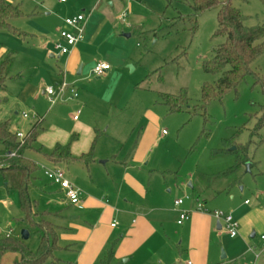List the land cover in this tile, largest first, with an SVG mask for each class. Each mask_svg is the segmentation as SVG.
I'll list each match as a JSON object with an SVG mask.
<instances>
[{
  "label": "crops",
  "instance_id": "crops-1",
  "mask_svg": "<svg viewBox=\"0 0 264 264\" xmlns=\"http://www.w3.org/2000/svg\"><path fill=\"white\" fill-rule=\"evenodd\" d=\"M62 1L55 6L56 0H31V17L39 20L42 16L46 21L25 30L18 24L24 16L14 19L11 24L18 33L9 31L13 35L0 42V56L7 50L15 55L5 88L0 89V121L9 122L12 134L19 131L24 135L38 123L33 149L26 150L24 158L38 165L34 173H42L40 166L63 170L82 192L79 204L71 205L62 189L46 179L51 190L40 188V194L44 204L54 210L38 213L33 200L31 214L38 213L34 217L40 215L54 226L59 247L55 251L64 254L53 253L57 263L49 260L46 264H99L110 249V264H185L187 260L193 264H264V256L255 257L259 236L264 233V185L259 184L249 199L237 195L244 187L241 180L234 181L236 177L226 185L214 186L215 182L206 189L193 173L185 181L164 180V170L150 164L161 137L156 136L158 117L147 108L131 146L122 150L135 125L114 117L126 107L119 95L131 81L127 67L132 66L131 72L136 69L128 43H124L131 34L123 30L133 27L138 31L127 20L125 0H97L94 4L92 0H71L61 6ZM81 7H89L87 14ZM123 11L125 16L120 19ZM79 13L85 16L83 39L60 55L54 43L59 41L61 29L70 30L63 20ZM101 61L109 69L92 78V68ZM62 81L76 89L77 97L68 91L57 94ZM49 86L54 95L45 93ZM57 145L66 146L75 160L49 158ZM89 151V159L80 158ZM193 186L199 192L196 196ZM184 195L190 199L174 206V200ZM198 201L205 212L195 210ZM183 209L191 212L190 217L177 224ZM216 210L238 223L235 237L227 234L220 220L221 225H216L218 219L212 214ZM48 216L59 217L60 223L49 221ZM12 254L6 255L9 264L17 256Z\"/></svg>",
  "mask_w": 264,
  "mask_h": 264
},
{
  "label": "rangeland",
  "instance_id": "rangeland-1",
  "mask_svg": "<svg viewBox=\"0 0 264 264\" xmlns=\"http://www.w3.org/2000/svg\"><path fill=\"white\" fill-rule=\"evenodd\" d=\"M12 1L23 12L24 17L18 21L22 28L28 30L41 25L42 16L39 20L31 17L34 8L31 0ZM70 1L63 0L59 5ZM96 1L92 0V4ZM58 3L60 0H56L55 6ZM191 3L192 0H125L123 8H126L127 20L138 31L133 27L123 30L131 34L124 43H128L136 69L131 72L127 67L131 81L126 86L127 90L119 95L126 107L114 117L135 125L122 150L131 146L143 125L145 108L158 117L160 124L156 136L159 135L161 140L153 148L154 156L150 164L164 170L162 175L166 181L188 180L189 173L214 174L226 170L234 164V156L240 153V147L247 146L249 161L256 167L249 168L250 162H247L234 176L219 179L214 186L218 183L226 185L235 177H240L244 190L242 194L237 190V195L250 199L256 187L264 185V123L258 127L264 105V54L251 64L256 76L246 75L236 90L225 92L219 99H210L201 108V86L212 84L219 76L205 72L202 64L210 59L213 48L224 38L213 37L217 28V8L195 14ZM231 3L244 17L245 26L264 24V0H231ZM81 9L87 14L89 7ZM37 10L41 15L46 13L38 5ZM52 12L55 13V10ZM194 24L195 29H192ZM6 35L13 34L0 31V42L9 39ZM91 76L94 78L95 75ZM183 91L187 103L181 111L168 112L159 96ZM33 176V185H28L31 204L36 201L38 213L43 209L54 210L44 204V196L40 194L41 189L51 190L49 180L39 172ZM4 183L0 175V238L11 230L12 236L20 239L19 233L25 229L29 237L20 240L29 250L35 251L39 236L32 227V221L37 222L40 215H31L32 221L25 220L17 192L13 188L6 190ZM47 219L60 223L56 216H48ZM9 254L12 253L6 252L0 257V264H9L6 256ZM54 254L64 255L61 251Z\"/></svg>",
  "mask_w": 264,
  "mask_h": 264
},
{
  "label": "trees",
  "instance_id": "trees-1",
  "mask_svg": "<svg viewBox=\"0 0 264 264\" xmlns=\"http://www.w3.org/2000/svg\"><path fill=\"white\" fill-rule=\"evenodd\" d=\"M191 7L195 14L217 8L216 20L217 28L213 37H223L224 40L217 44L212 51L210 59L205 60L202 68L207 73L218 74V78L212 84L204 83L201 86V108L210 99L221 98L229 91L236 90L238 83L246 76L257 74L252 70L253 61L264 54V24L255 26H245L244 17L235 8L231 0H192ZM23 16V12L18 5L0 0V31L6 30L18 33L12 26L11 21ZM195 29V24L192 26ZM14 52L5 51L0 56V89L5 88L9 71L14 60ZM160 102L166 106L168 112L181 111L183 105L188 101L185 92L178 94H161ZM264 123V105L262 115L258 122V127ZM38 123H35L31 130L24 137V142L19 143L15 134L9 131V122L0 121V152L14 151L15 156H0V175L5 182L7 190L13 188L18 195L19 206L24 214L25 220H31V202L28 196V185L31 175L39 169L34 162L24 158V152L33 149V142L39 131ZM53 161L75 160L66 146L57 145L48 155ZM91 152L81 155V159H89ZM249 161L247 146L240 147V153L235 154L234 164L226 170L214 174L196 173L197 183L204 185V188L211 187L217 180L234 176L238 170ZM256 167L255 163L250 162L249 168ZM234 181H240V177ZM194 196L198 195L197 188H192ZM38 213H34L37 215ZM32 227L37 231L39 243L37 250H29L19 239L10 235L0 238V257L6 253L17 255L13 264H46L52 260L57 263L53 253L59 247L57 245V233L54 226L43 220L32 221ZM113 258V251L110 249L104 259L99 264H110Z\"/></svg>",
  "mask_w": 264,
  "mask_h": 264
},
{
  "label": "built area",
  "instance_id": "built-area-1",
  "mask_svg": "<svg viewBox=\"0 0 264 264\" xmlns=\"http://www.w3.org/2000/svg\"><path fill=\"white\" fill-rule=\"evenodd\" d=\"M125 16V11L120 15L121 17ZM64 24L67 25L70 30L61 29L59 31V41H56L54 43L55 49L59 52L60 55L67 54L70 49L80 40L83 39L84 34V24H85V16L82 13H79L77 15L67 17L64 20ZM109 69V64L106 62H97L94 67L92 68L91 72L94 75L100 76L105 71ZM58 91L57 94H60V92L68 91L70 93V96L75 98L77 97V91L73 86H69L67 83L62 81L60 85L57 87ZM45 93L48 95H54L55 91L52 86L45 88ZM51 102H53L52 98L50 99ZM80 110L76 111V114L73 116V119L76 120L77 116L79 114ZM24 117H26V114H23ZM16 138L18 139L19 143L22 144L24 142L25 135L19 131L15 133ZM14 151H7L3 154L0 153V156L5 157H13L15 156ZM40 169L43 173V175L52 183L58 185L64 194V198L67 200V202L71 205H77L80 202V198L82 195V192L80 189H78L76 186H74L66 177L63 170L57 168V167H46V166H40ZM189 195H184L181 198H178L174 200V206L179 207L182 205L183 201L189 200ZM196 211L205 212L206 210L203 208L201 202H197L195 206ZM190 211L189 210H180L177 224L182 223L183 221L189 219L190 217ZM213 216L220 220L223 224L224 229L228 233L230 237H235L237 235V228L238 223L233 220V218L229 214H224L222 211H213ZM114 226V224H112ZM12 235V231H8L4 237H9ZM264 256V233L259 236V246L256 249L255 257ZM185 264H193L190 260H187Z\"/></svg>",
  "mask_w": 264,
  "mask_h": 264
},
{
  "label": "water",
  "instance_id": "water-1",
  "mask_svg": "<svg viewBox=\"0 0 264 264\" xmlns=\"http://www.w3.org/2000/svg\"><path fill=\"white\" fill-rule=\"evenodd\" d=\"M125 36H129V34H126ZM128 68L132 69V66H131V65H128ZM187 186H188V187H191V183H189ZM216 225H218V226L221 225V223H220L219 220H217ZM19 236H20V239H21V240H26V239L29 237V234H28L27 230L22 229V230L20 231V233H19ZM221 255H222V257H223V253H221Z\"/></svg>",
  "mask_w": 264,
  "mask_h": 264
}]
</instances>
